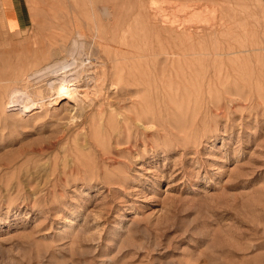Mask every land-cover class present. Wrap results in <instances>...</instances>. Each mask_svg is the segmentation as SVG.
I'll return each mask as SVG.
<instances>
[{
  "label": "rangeland",
  "instance_id": "1",
  "mask_svg": "<svg viewBox=\"0 0 264 264\" xmlns=\"http://www.w3.org/2000/svg\"><path fill=\"white\" fill-rule=\"evenodd\" d=\"M91 1L26 0L29 27L0 31V264H264V0H156L195 4L175 15L207 33L195 56L159 54L158 87L146 71L130 89L103 84L95 39L113 24L94 13L112 0ZM79 10L100 33L74 60L99 67L71 98L32 60ZM159 32V52L186 44Z\"/></svg>",
  "mask_w": 264,
  "mask_h": 264
},
{
  "label": "bare ground",
  "instance_id": "2",
  "mask_svg": "<svg viewBox=\"0 0 264 264\" xmlns=\"http://www.w3.org/2000/svg\"><path fill=\"white\" fill-rule=\"evenodd\" d=\"M123 1L125 3V0ZM123 1L122 0H112V6H110V11H108L104 16L100 12H96V10L94 13V14H98V17H100V19H102L101 17H106L107 21L109 22L111 21L109 24H113L111 27L112 30L110 31V33L113 34V39L109 43H100L101 41L100 35L98 36L99 38L97 37L98 39H95L96 40L95 45L97 46L98 53H99V54L97 53V55H99L97 57V60L102 64L100 65V67L99 66L98 67L100 71L103 73L104 78H105L103 84L113 81L114 83L116 82V84H120L122 88L130 89L129 83L131 79L135 78L136 75L142 79L144 76H146V71H148L150 73L151 78L149 79L146 78L142 84L146 86L149 83L148 81L150 80V82L152 81L151 85L158 87L159 86V54L162 52H165L168 55L169 54L173 55L175 53H178L181 55L188 56L192 53L194 49L195 44L194 45L192 44L193 40H198V39H195L196 37L195 33H198V31H201V30L204 31V33H207L204 27L203 29H201L202 27L201 28L197 27L196 29H194L195 27L193 28L191 24L190 25L188 24L194 18L193 16L189 20L184 19L185 16H183L184 20H181L177 18V15H175V12L180 11V12H185L187 14H190L193 12L202 13L203 10L199 11L198 10L199 8H196L195 4L187 3L188 5L186 4L184 6H181V5L178 7L176 6L175 12L173 13L175 16L173 15L174 16L173 17L167 13L165 9L166 7L164 6L165 7L164 8L163 6H161L160 5L161 2L159 3L156 0H151V1L149 0L148 1L149 3L147 4L144 3L143 1L140 4H138V6L137 5L133 6V4H131L128 7L123 6ZM127 1H131V0H127ZM162 3L164 2L162 1ZM207 11H209V13L211 14L212 12H216L215 9L211 11L210 8L207 9ZM92 15H91V12H88L87 10H79L76 12L75 11L65 12V16L68 18V21L67 22L65 21L64 23L60 22L61 23L60 30H59L60 32L57 33L56 37H50V41L48 42V44L44 47V49L41 52L39 51L41 54L38 55L37 58H33L32 60V64L35 66L34 68L37 69L35 72L44 70L42 75L49 77V78L56 77V80L54 81V87L56 88V90H58L59 94L62 96H70L71 98H76L74 95H76L75 93L78 92L77 83L82 80L80 79L81 74L78 73L80 70L83 69L85 72H87V74H88V71H92V74H94L95 76L98 75V67H96L97 65L94 66L92 61H90L89 63H85L86 61H84L83 59H81L80 62H78L77 60H74L76 58L75 54L78 53V51H80L79 50L80 38L82 37L86 38L87 35H89L90 37L93 36L92 34L94 32L95 27L92 21L93 18L91 19ZM94 18H95V15H94ZM195 18L194 20L197 19ZM199 19H200V16H199ZM106 23L104 22V24ZM205 25L207 24L205 23ZM218 25L219 24H217V26ZM207 26H210L211 28L214 26V24L213 25L208 24ZM216 29L217 27L215 29L211 28V31L212 30L216 31ZM218 29H219V32H221V34H224L223 27L221 29L220 28ZM123 30H125V32L128 33L131 37L129 36L130 37L129 38L126 35H123V36L121 35L122 37L119 38L118 36ZM159 30L161 32H164V34L166 33L168 36H171V40L173 39V37L176 38V40H179V38H181L182 36L185 37L186 38L185 40H187L186 44H182L180 46L174 45L175 49H168V50L164 49L159 52V38H161L159 36V33H160ZM219 32L218 33L215 32L216 35H218ZM96 33H100V32H96ZM122 33L124 34V31ZM201 35L206 36L203 33ZM204 41H205V38H204ZM216 43L217 44H215V46L211 48H212V51H214V53L217 56L234 55L236 53H240L241 51L240 50L241 48L238 50L237 48L231 46L230 44L224 45V44H220L218 41ZM109 45H111L113 49L110 48ZM146 54L150 55V63H149L150 70L148 69V66H147L148 61H146L145 59L144 60L146 62L142 60V58H145ZM192 54H194V52ZM195 54L193 56H195ZM61 58H65V59L61 61ZM55 59H60V62L58 60V63L52 66L51 62L53 63V60ZM112 60H115L116 62L115 66L114 65L112 66L116 67L115 69H119V70L114 73L115 74L114 76L110 77L108 70L110 69L109 67L111 65ZM76 73L79 76L78 75L77 77L71 76L72 74L75 75ZM185 73L187 72L185 71ZM11 102H15V100L14 101L12 100ZM11 105H14V104H11ZM134 120H135V117H134Z\"/></svg>",
  "mask_w": 264,
  "mask_h": 264
},
{
  "label": "crops",
  "instance_id": "3",
  "mask_svg": "<svg viewBox=\"0 0 264 264\" xmlns=\"http://www.w3.org/2000/svg\"><path fill=\"white\" fill-rule=\"evenodd\" d=\"M26 0H0V31L15 33L29 27Z\"/></svg>",
  "mask_w": 264,
  "mask_h": 264
}]
</instances>
